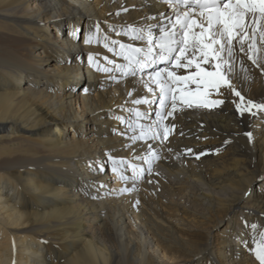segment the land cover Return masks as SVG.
<instances>
[{"label": "bare ground", "instance_id": "obj_1", "mask_svg": "<svg viewBox=\"0 0 264 264\" xmlns=\"http://www.w3.org/2000/svg\"><path fill=\"white\" fill-rule=\"evenodd\" d=\"M161 13V0H0V264H259L264 110L235 104L264 103V42L259 67L236 49L244 101L185 108L164 121L166 141L133 139L158 119V102L133 103L156 99L140 83L151 69L124 76L109 48L142 45L128 25Z\"/></svg>", "mask_w": 264, "mask_h": 264}, {"label": "snow or ice", "instance_id": "obj_2", "mask_svg": "<svg viewBox=\"0 0 264 264\" xmlns=\"http://www.w3.org/2000/svg\"><path fill=\"white\" fill-rule=\"evenodd\" d=\"M161 2L171 10V15L158 14L162 19L156 25H148L146 28L128 25V30L124 32V35L130 36L133 41L143 42L142 45L112 40V47L109 48V51L124 60L123 64H117L114 60L109 61L124 76L137 77L138 74L151 69L146 73L148 79L141 78L140 83H143L147 92L152 93L156 99L149 101L145 97L136 99L133 103L158 102L159 110L156 112L158 119L153 120L151 124L140 125L141 133L133 139L159 137L166 141L170 129L164 121L169 117L175 119V114L185 108L215 109L226 103L229 94H234L244 101V96L232 83L230 75L234 72L233 62L237 47L244 53L247 46L248 59L259 67L256 38L258 35L260 41L264 42V0H161ZM149 19L156 20L157 17ZM153 27L157 31L154 32ZM91 40L92 37L89 36L85 43H91ZM116 45H119L118 50ZM104 46L109 47L107 43ZM89 62L94 63L92 54L89 55ZM192 66L196 71L178 74L180 69L187 70ZM105 71L111 72L112 69L106 68ZM149 81L155 87L150 86ZM192 84L195 85L194 90L189 88ZM213 93L223 96L224 99L211 98ZM235 107L243 115L245 112H251L252 107L264 110V103L254 104L252 100H248L247 106L237 103ZM172 129H175V124H172ZM245 135L251 137V133ZM186 151L191 152V149ZM109 159L113 165L112 170L118 172L124 161H118L111 156ZM134 175L142 176L143 171H134ZM245 225L247 226V221ZM251 227L256 229L258 226L253 224ZM254 252L259 264H264V233L260 234V241Z\"/></svg>", "mask_w": 264, "mask_h": 264}, {"label": "rangeland", "instance_id": "obj_3", "mask_svg": "<svg viewBox=\"0 0 264 264\" xmlns=\"http://www.w3.org/2000/svg\"><path fill=\"white\" fill-rule=\"evenodd\" d=\"M70 28V27H69ZM69 28H68V24H65L64 26H63V31H65V32H67V31H69V33L72 31L71 30V28H70V30H69ZM76 30H75V32L77 31V36L79 35V37H81V35H83V33L85 32V30H84V27H83V25H81L80 26V24H76ZM56 45H57V47H58V42H56ZM72 51H75V50H72ZM78 53V52H77ZM74 54H76V53H74ZM68 131H69V133H71V134H69L68 133ZM72 133L73 132H70V129H68L67 130V135H70V136H72ZM104 173V172H103ZM261 179H259L258 181H260ZM154 218H156L158 221H160L161 222V220L159 219V218H157L156 216H154ZM173 264H195V261H193V260H191V261H188V260H186V261H183V260H180V259H178L177 258V260H173V261H171ZM170 262V263H171Z\"/></svg>", "mask_w": 264, "mask_h": 264}]
</instances>
